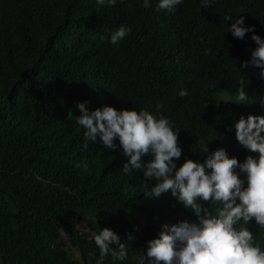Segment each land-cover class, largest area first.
Wrapping results in <instances>:
<instances>
[{
	"label": "trees",
	"instance_id": "16d2710c",
	"mask_svg": "<svg viewBox=\"0 0 264 264\" xmlns=\"http://www.w3.org/2000/svg\"><path fill=\"white\" fill-rule=\"evenodd\" d=\"M230 2H238L245 26L264 38V0H216L211 7L231 17L239 10ZM155 4L0 0V264H96L92 233L105 227L125 244L127 258L108 255L102 264H136L161 225L196 221L170 191L146 197L142 172L122 171L127 158L119 147H83L84 130L67 115L80 114L77 102H87L89 111L149 107L166 117L165 91L184 81L188 95L174 102L188 113L172 115L182 150L177 167L185 159L201 162V146L208 142L238 162L256 155L235 139L232 123L239 115L215 96L217 72L208 79L213 73L197 60L191 36L196 20L207 19L210 11L201 10L200 0H183L176 14ZM121 24L132 31L113 45L108 33ZM215 37L226 43L228 35ZM233 73L239 81L256 80L244 78L248 70ZM215 207L211 199L202 202L209 211ZM83 221L85 228L79 226ZM247 227L264 250V228L254 219Z\"/></svg>",
	"mask_w": 264,
	"mask_h": 264
},
{
	"label": "clouds",
	"instance_id": "9594fccd",
	"mask_svg": "<svg viewBox=\"0 0 264 264\" xmlns=\"http://www.w3.org/2000/svg\"><path fill=\"white\" fill-rule=\"evenodd\" d=\"M95 3L111 6L116 0H95ZM182 3L183 0H156L155 8L176 14L182 12L175 9ZM215 3L216 0H200L201 10L210 14L207 19L196 20L194 28L199 27L191 40L200 52L197 59L200 66L213 73L208 79L217 72V81L213 83L215 96L239 115L232 123L235 139L256 155L238 162L225 149L208 142L201 146V162L185 159L177 167L182 150L178 145L179 131L173 130L178 126L172 115L188 113L179 110L174 102L177 95H188L183 89L184 81L172 91H165L168 96L164 110L169 112L166 117L153 115L154 111L146 109L149 107L137 111L105 105L89 111L87 102H77L79 115L71 111L67 114L84 130L83 147L90 142H98L107 150L119 147L127 158L122 171L142 172L146 197H159L170 191L196 217L195 222L181 220L161 225L157 237L146 242L147 247L136 264H264V250L258 242L254 243L253 233L247 227L254 219L259 228H264V38L253 26H245V14L238 2L229 3L239 10L231 17H224L221 9L211 7ZM150 6L151 0H143V7ZM131 31L121 24L108 33V42L118 44ZM223 31L228 35L226 43L215 37ZM100 39L105 37L101 35ZM245 70L249 75L244 78L256 80L239 81L233 73L241 75ZM189 73L190 67L185 73L186 80ZM221 73L226 74L220 78ZM145 156L150 158L145 160ZM210 199L218 202L219 207L210 211L202 208V202ZM92 238L99 249L96 264H102L108 255L118 261L127 258L126 246L113 230L102 228L92 233ZM128 239L134 237L129 234Z\"/></svg>",
	"mask_w": 264,
	"mask_h": 264
},
{
	"label": "rangeland",
	"instance_id": "374dc122",
	"mask_svg": "<svg viewBox=\"0 0 264 264\" xmlns=\"http://www.w3.org/2000/svg\"><path fill=\"white\" fill-rule=\"evenodd\" d=\"M139 219H140V222H141V224H143L144 223V219H143V216H142V214H140L139 215ZM86 225H87V223L85 222V221H83L79 226H82V228H85L86 227ZM64 238H65V235H64ZM65 240H66V244H67V246L71 249H73L74 250V248L71 246V244L68 242V239H67V237L65 238ZM71 249V250H72ZM73 254L75 255V256H77V255H79L76 251H73Z\"/></svg>",
	"mask_w": 264,
	"mask_h": 264
}]
</instances>
